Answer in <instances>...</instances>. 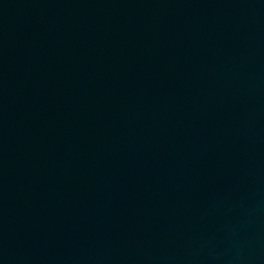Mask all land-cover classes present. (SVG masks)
Here are the masks:
<instances>
[{
	"label": "water",
	"instance_id": "95a60500",
	"mask_svg": "<svg viewBox=\"0 0 264 264\" xmlns=\"http://www.w3.org/2000/svg\"><path fill=\"white\" fill-rule=\"evenodd\" d=\"M0 264H264V0H0Z\"/></svg>",
	"mask_w": 264,
	"mask_h": 264
}]
</instances>
